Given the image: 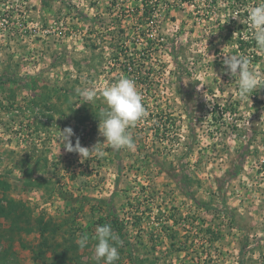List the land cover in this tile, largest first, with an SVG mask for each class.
Returning <instances> with one entry per match:
<instances>
[{"label": "rangeland", "instance_id": "obj_1", "mask_svg": "<svg viewBox=\"0 0 264 264\" xmlns=\"http://www.w3.org/2000/svg\"><path fill=\"white\" fill-rule=\"evenodd\" d=\"M258 3L0 0V264H103L104 224L115 264H264V52L246 19ZM227 54L262 80L244 99ZM121 77L148 113L127 129L135 150L105 143L81 161L60 130L103 142L107 106L76 89Z\"/></svg>", "mask_w": 264, "mask_h": 264}, {"label": "clouds", "instance_id": "obj_2", "mask_svg": "<svg viewBox=\"0 0 264 264\" xmlns=\"http://www.w3.org/2000/svg\"><path fill=\"white\" fill-rule=\"evenodd\" d=\"M246 19L253 30L252 35L256 48L264 52V3H258L248 9ZM225 71L236 80L238 96L247 97L257 89L262 80L258 73L250 68V62L243 55H224ZM76 93L85 103L94 102L98 94L103 98L106 109L99 114L98 133L103 142H97L89 147L81 146L79 138L75 145L72 143L74 131L71 127L60 130L58 141L68 152H75L81 161L88 160L93 153L97 157L103 156V145L107 143L115 150H135V142L127 129L137 121L148 115L143 106V97L138 92L133 80L121 77L117 82L106 84L98 91L95 88H77ZM96 241L94 246V259L103 260V264H115L119 259L117 244L120 243L118 235L110 224L97 226L92 237ZM80 248L88 244V236L84 235L77 240Z\"/></svg>", "mask_w": 264, "mask_h": 264}, {"label": "trees", "instance_id": "obj_3", "mask_svg": "<svg viewBox=\"0 0 264 264\" xmlns=\"http://www.w3.org/2000/svg\"><path fill=\"white\" fill-rule=\"evenodd\" d=\"M130 67L129 66H127L126 68H125V70L128 72V69H129Z\"/></svg>", "mask_w": 264, "mask_h": 264}]
</instances>
